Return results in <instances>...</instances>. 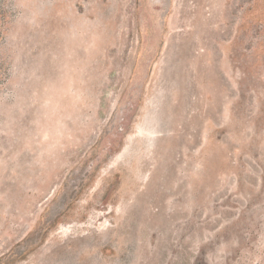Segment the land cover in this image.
<instances>
[{
	"label": "rangeland",
	"instance_id": "rangeland-1",
	"mask_svg": "<svg viewBox=\"0 0 264 264\" xmlns=\"http://www.w3.org/2000/svg\"><path fill=\"white\" fill-rule=\"evenodd\" d=\"M0 264H264V0H0Z\"/></svg>",
	"mask_w": 264,
	"mask_h": 264
}]
</instances>
